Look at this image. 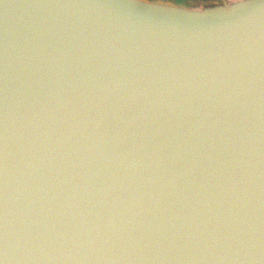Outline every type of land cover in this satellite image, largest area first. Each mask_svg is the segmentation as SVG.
Returning a JSON list of instances; mask_svg holds the SVG:
<instances>
[{
    "label": "water",
    "instance_id": "1",
    "mask_svg": "<svg viewBox=\"0 0 264 264\" xmlns=\"http://www.w3.org/2000/svg\"><path fill=\"white\" fill-rule=\"evenodd\" d=\"M0 264H264V0H0Z\"/></svg>",
    "mask_w": 264,
    "mask_h": 264
},
{
    "label": "crops",
    "instance_id": "2",
    "mask_svg": "<svg viewBox=\"0 0 264 264\" xmlns=\"http://www.w3.org/2000/svg\"><path fill=\"white\" fill-rule=\"evenodd\" d=\"M170 1H185L190 3H197V2H206V3H214L221 0H170Z\"/></svg>",
    "mask_w": 264,
    "mask_h": 264
},
{
    "label": "built area",
    "instance_id": "3",
    "mask_svg": "<svg viewBox=\"0 0 264 264\" xmlns=\"http://www.w3.org/2000/svg\"><path fill=\"white\" fill-rule=\"evenodd\" d=\"M167 1H170V0H167Z\"/></svg>",
    "mask_w": 264,
    "mask_h": 264
}]
</instances>
